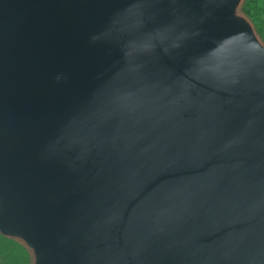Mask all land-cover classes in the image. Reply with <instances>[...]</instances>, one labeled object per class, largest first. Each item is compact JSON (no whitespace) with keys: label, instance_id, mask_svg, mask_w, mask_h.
Listing matches in <instances>:
<instances>
[{"label":"water","instance_id":"95a60500","mask_svg":"<svg viewBox=\"0 0 264 264\" xmlns=\"http://www.w3.org/2000/svg\"><path fill=\"white\" fill-rule=\"evenodd\" d=\"M240 1L0 0V235L29 264H264Z\"/></svg>","mask_w":264,"mask_h":264},{"label":"rangeland","instance_id":"374dc122","mask_svg":"<svg viewBox=\"0 0 264 264\" xmlns=\"http://www.w3.org/2000/svg\"><path fill=\"white\" fill-rule=\"evenodd\" d=\"M243 2L244 0L240 1L237 7V13L242 15L248 21L255 36L264 45V0H256L254 3H249L247 14H244L241 10ZM15 241L18 242L17 240ZM10 249H12L11 245L6 247L5 252L8 254L4 256L2 255V251H0V264H10L13 260H16L14 259V254H10ZM27 252L29 255V262L27 264H29L31 261V255L28 250Z\"/></svg>","mask_w":264,"mask_h":264},{"label":"trees","instance_id":"16d2710c","mask_svg":"<svg viewBox=\"0 0 264 264\" xmlns=\"http://www.w3.org/2000/svg\"><path fill=\"white\" fill-rule=\"evenodd\" d=\"M255 1L256 0H244L241 8L242 12L244 14H247L249 3H254ZM10 245L12 248L10 249V254H14V259H16L13 260V262H11L10 264H27L29 262V255L24 246H22L20 243L16 242L11 238H7L0 235V251H2L3 256L8 254L5 252V250L6 247Z\"/></svg>","mask_w":264,"mask_h":264}]
</instances>
